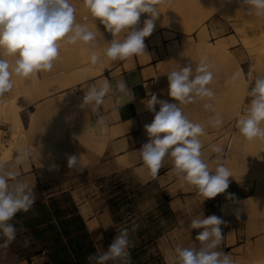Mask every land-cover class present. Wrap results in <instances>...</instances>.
I'll list each match as a JSON object with an SVG mask.
<instances>
[{"label": "crops", "instance_id": "0c3cea01", "mask_svg": "<svg viewBox=\"0 0 264 264\" xmlns=\"http://www.w3.org/2000/svg\"><path fill=\"white\" fill-rule=\"evenodd\" d=\"M71 2L77 8L78 22L88 20L100 36H105L104 26L99 19L95 26L82 0ZM87 55V47L82 51L77 45L62 47L54 70L35 75L37 86L33 77H13V90L0 98L15 97L20 107L31 158L18 171L22 180L34 186L36 197L29 212L14 217L12 223L24 231L18 232L6 255L0 250V264H87L90 254L107 251L125 228L134 241L129 250L131 258L139 257L146 249L167 264V260L175 261L174 248L178 244L200 247L195 241L200 230L190 229L189 225L192 218L202 215L220 217L224 221L221 227L233 232L232 243L223 233L224 248L231 252L240 248L245 240L240 223L223 217L221 204L251 198L241 190L242 183L229 182L226 193L201 203L194 187L173 174L170 160L152 178L139 158L137 151L149 140L144 126L154 119L143 101L155 93L159 100L178 103L168 95L167 77L158 76L155 67L151 74L150 66L139 62V57L105 63L100 74L87 77L89 84L107 79L115 85L123 79L134 94V99L122 107L115 106V98L106 99L99 114L108 123L101 129L95 126L96 115L80 107L84 79L70 83V74L83 66L81 58ZM33 87L40 95L30 99L24 92ZM155 108L159 111L158 104ZM0 130L1 140L9 139L10 124H0ZM18 148L6 164L14 161ZM70 155L80 156L83 171L68 169ZM229 193L233 199H226ZM215 201L219 208L210 210L209 205ZM134 225L138 228L132 233Z\"/></svg>", "mask_w": 264, "mask_h": 264}, {"label": "clouds", "instance_id": "9594fccd", "mask_svg": "<svg viewBox=\"0 0 264 264\" xmlns=\"http://www.w3.org/2000/svg\"><path fill=\"white\" fill-rule=\"evenodd\" d=\"M232 3V0H225ZM249 15L264 16V0H238ZM168 0H82V7L92 18L99 19L105 30L113 37L105 41L106 47L98 51V29L77 20V8L71 0H0V98L14 88L13 77L28 79L40 73L54 70L60 58L62 47L83 44L87 47L91 66L102 63L124 61L145 54V38L149 37ZM141 14H147L143 27L137 28ZM96 26V24H95ZM207 56L200 58L193 66H179L166 72L168 95L178 103H169L157 98L155 93L143 101L148 111L154 113L151 124L144 126L148 142L137 151L148 175L155 178L166 160H170L171 171L178 178L193 186L201 203L226 193L231 169L222 159L223 148L210 145L209 156L205 155L201 137L207 135L201 123L193 122L182 106L203 103L206 111L215 113L208 124L219 129L223 119L214 104L215 91L211 87L217 79V72ZM242 80L249 102L243 112L236 114V128L246 142L264 144V74L253 75L250 70L247 79L241 73H234L225 83L234 84ZM84 89L81 109H89L96 115L95 126L105 128L107 119L100 115L106 99L115 98V106L122 107L134 99L132 88L123 79L113 85L105 79L102 83L81 84ZM159 105V111L155 106ZM211 160L214 168H210ZM31 158V149L21 145L14 161L8 165L0 161V250L6 251L15 241L18 232L12 221L17 213L29 212L35 203L34 186L20 178L18 168ZM70 171L81 172L80 156L67 158ZM226 199H233L227 194ZM240 219V210L236 212ZM224 221L216 216H195L190 229H201L195 237L200 247L177 245L174 248L175 264H236L230 253L218 250L223 240L221 225ZM138 226L134 225V233ZM28 240H25L27 245ZM134 241L129 229L119 231L107 251L90 254L87 264H132L130 249Z\"/></svg>", "mask_w": 264, "mask_h": 264}, {"label": "rangeland", "instance_id": "374dc122", "mask_svg": "<svg viewBox=\"0 0 264 264\" xmlns=\"http://www.w3.org/2000/svg\"><path fill=\"white\" fill-rule=\"evenodd\" d=\"M205 1L168 0L167 5L165 4L162 6L163 10L165 9L167 11L168 9L169 11H167L168 14L161 12L160 15L162 16L158 18L160 22L156 21L158 22V26L155 27V30L149 37L145 38V52H147V60L145 62L150 66L151 74H154L153 67H155L158 76L164 75L166 77V72L179 66L183 67L188 64H193L195 67L203 56H207L209 62L213 64V70L217 72V79L215 83L211 85L216 93L213 102L217 112L223 119L222 126L216 129L208 124L209 117L214 116L215 113L206 111L203 108L204 102L182 106V108L184 113L193 122L201 123L205 127L207 135L201 137L204 144L205 155L209 156L210 145L221 146L223 148V153L221 154L222 159L226 161V165L231 169L233 174V177H229V182L242 183L243 186L241 190L246 191V193L252 196L248 200H245L248 203L246 206L242 205V207L238 209L240 210L239 220L236 218L237 211L228 214L222 213L223 217L229 216L234 219L232 223H240V233H243L242 236L245 238L241 243L243 245L231 252L230 249L224 248V245L222 246L221 244L218 250L230 253L233 260L240 259L241 261L238 264H264V144L259 142H246L236 128V114L238 112L242 113L249 102L242 80H237L231 85L225 83L229 80L228 77H231L237 72H242L243 79H247V74L250 70L253 72L254 76L264 74V39L259 43H256L257 41L254 42L255 40L252 41L254 37L258 38L264 36V16L258 17L247 14L242 9L238 0H232V3H227L225 0H207L206 3H210V5L206 6L207 9L204 11L198 12V19H196L197 12L196 15L194 14L195 16L193 15L194 19H196L194 23H192L194 27H191L192 25L184 26L188 24V22L185 24V22L188 21L187 12H184L187 10L185 7L186 2H188L189 13V10H193L195 4L196 6H200L199 3L202 2V5H205ZM174 4L182 8V11L187 17L184 14H180L181 12L177 14L178 10L176 8L178 7ZM182 4L184 5L181 6ZM173 5L176 6V8L171 7ZM196 6L194 8H196ZM213 8L215 11L212 10ZM170 9H172L171 11L175 9L176 14H173L174 16L182 15L181 17L178 16L180 19L186 17L183 19L184 24H181L179 20L177 22L185 28H190L189 32L188 28H186L187 31L184 30L185 32L178 30L181 26H177L178 28L176 29V24H174L176 23L175 21L174 23H169L170 25L168 24V22L174 20L176 17H173L172 13L174 11L171 13ZM169 13H171V15ZM166 14L168 15L166 19L169 21H164V16ZM83 15L86 16V14ZM146 18H148L147 14H141L140 22L136 26L138 29L143 27V21ZM81 23L89 24L88 20ZM171 24L174 26H172L173 28L170 27ZM89 26L95 30L92 24H89ZM185 28L181 29L183 30ZM100 38H103L107 42L111 41L113 37L106 31L105 36H100L97 33V39ZM104 40L100 41L102 42L100 51L106 47ZM215 43L218 44L216 45ZM254 43H256V45ZM77 46L80 51L86 47L83 44H77ZM259 54H261V57H259ZM88 56L89 55L82 56L81 58L83 66L89 67L86 71L87 77L92 76V73H95L100 68L103 71L105 63L91 66ZM140 57L144 58L146 56L144 54ZM236 66H239L238 68L240 71ZM232 71H234V73ZM70 75L73 76V73ZM71 76L70 81L73 77L76 78L78 76L77 78H81V75ZM82 79L84 78L82 77L80 80ZM39 93L36 87H33L28 93L24 92L25 96L30 99L39 96ZM3 100L6 102L12 101L13 107L19 108L20 110V107L17 106V99H15V97L2 99L0 102ZM4 119L6 120L5 116L0 113V123H4ZM22 133L26 143L25 134L23 131ZM1 144L4 145V142L0 143V152L2 148ZM8 147H11V145H8ZM16 147L17 146L13 147L12 151H14ZM215 155L216 154H211L209 160L210 168H214V164L211 163V160L215 159ZM116 185L117 184H114V186ZM209 208L210 210L219 208L218 202L215 201L213 204H210ZM225 228L226 226L224 228L221 227L222 233H225L227 237L228 231H226L227 229ZM198 230L201 231V229ZM152 232H154V230L150 229V233ZM192 246L196 247L194 243ZM153 255V252H148L145 249V252L139 255V257L131 258V262L132 264H165V261L161 257ZM166 263L175 264V261L167 260ZM116 264H118V262Z\"/></svg>", "mask_w": 264, "mask_h": 264}, {"label": "bare ground", "instance_id": "6f19581e", "mask_svg": "<svg viewBox=\"0 0 264 264\" xmlns=\"http://www.w3.org/2000/svg\"><path fill=\"white\" fill-rule=\"evenodd\" d=\"M171 1V0H170ZM176 1H178V0H176ZM187 1V0H186ZM191 1V0H190ZM201 1V0H200ZM205 1V0H204ZM207 1V0H206ZM206 1H205V3H206ZM193 2V1H192ZM212 3V2H211ZM189 4H191V3H189ZM200 4V6H196V4H195V6H196V8H194L193 7V10L191 9V10H189L190 12L188 13V2H186V5H185V7L187 8V10H185L184 12H187V15H188V21H186L185 22V24L188 22V24L187 25H184V26H190V25H192L191 27H194L193 25L194 24H192V23H194V20H196V19H198L197 17L199 16L198 15V12H201V11H204L205 9H207L206 8V6H208V5H210V3H206L205 5H202L203 3L202 2H200L199 3ZM167 5V4H166ZM172 5V4H171ZM174 5H176L177 6V4H174ZM171 6V7H175L176 8V6ZM184 4H182L181 6H183ZM166 7V6H165ZM178 7V6H177ZM191 8V7H190ZM178 11V13L177 14H179L180 12V14H184V12L182 11V8H180V7H178V8H176ZM181 9V10H180ZM184 9V8H183ZM172 9H170V11H171ZM180 10V11H179ZM212 10H214L215 11V9L213 8ZM166 10L164 9H162V7L160 8V12H164V13H167V11H169L168 9H167V11L165 12ZM174 11V12H173ZM173 11H171V13H172V15L173 14H176L175 12V9L173 10ZM196 12H197V15H196ZM212 12V11H211ZM171 13H169L170 15H171ZM168 14V13H167ZM165 15L164 16V18H165V20L164 21H166V20H168V19H166V17L168 16V15ZM190 14V15H189ZM196 15V19H194V17H193V15ZM170 15H169V17H170ZM182 15H173V17H175V19L174 20H172V21H170V22H168V24L169 23H174V21L176 22V23H174V24H176V26H175V28L177 29L178 27L177 26H181V27H179L178 28V30H181L182 32L185 30V31H187L186 30V28H188V27H183L181 24L183 23V19H185L187 16H186V14H184L186 17L185 18H181L180 19V17L182 16ZM194 15V16H195ZM210 15V14H209ZM160 16H162V15H160ZM178 16H180L179 18H178ZM179 20V22H181V24H179L177 21ZM156 21H158V22H160L159 21V19L158 20H156ZM158 22H156V26H158ZM166 22V23H167ZM161 23H162V19H161ZM161 23H159V24H161ZM178 23V24H177ZM184 24V23H183ZM170 25V24H169ZM173 25L171 24V28H173L172 27ZM196 26V25H195ZM174 28V29H175ZM181 28H185V29H181ZM192 29V28H191ZM207 29V28H206ZM155 30V29H154ZM189 30H190V28H188V32H189ZM184 31V32H185ZM208 33V32H207ZM206 34V33H205ZM208 36V35H207ZM262 39H264V36H262V37H258V38H255L254 37V39L252 40V41H254V42H256V43H259V42H261L262 41ZM201 40V39H200ZM249 40V39H248ZM196 42V41H195ZM218 42V41H217ZM244 42V41H243ZM256 43H254L255 45H256ZM216 44V43H215ZM218 44V43H217ZM216 44V45H217ZM225 44V43H224ZM223 44V45H224ZM246 44V43H245ZM255 45H253V46H255ZM222 46V45H221ZM243 46H245V45H243ZM251 48V47H250ZM175 49V48H174ZM226 51V50H225ZM261 54H259V57H261L260 56ZM145 56L146 57H140L139 56V61L142 63V62H144V61H146L147 60V52H145ZM258 56V55H257ZM150 57V56H149ZM148 57V58H149ZM256 57V56H255ZM224 58V57H223ZM225 59V58H224ZM254 59V58H253ZM256 59V58H255ZM150 60V59H149ZM234 62V61H233ZM258 64V63H257ZM237 67V66H236ZM235 67V68H236ZM239 67V66H238ZM237 67V68H238ZM88 68L89 67H86V66H83V67H81V68H79L78 70H75L74 72H72L73 73V76H75V75H81V78L83 77V78H85V77H87V75H86V71L88 70ZM233 69V68H232ZM231 69V70H232ZM239 69V68H238ZM236 71H237V69H236ZM239 71H240V69H239ZM102 72V69L100 68V69H98L95 73H92V76H95V75H98V74H100ZM233 73H234V71H232ZM259 72V71H258ZM71 73V74H72ZM230 74H231V72H230ZM229 74V75H230ZM228 75V74H227ZM226 75V76H227ZM241 75H242V72H241ZM73 76H71V77H73ZM38 77V76H37ZM78 77V76H77ZM72 78V80L70 81V83L72 84V83H75V82H77V81H79L80 79L79 78ZM228 78H230V77H228ZM227 78V79H228ZM33 82H34V86H37L38 85V80H37V78H36V76H33ZM80 83V82H79ZM245 90V89H244ZM234 93V92H233ZM245 93V92H244ZM241 104V103H240ZM238 112V111H237ZM0 113L2 114V115H4L5 116V118H6V120L4 121V123H8V124H10V126H11V128H12V131H11V133H10V136H9V139H7V140H5V141H2L1 140V138H0V143H2V142H4V145H2V148H1V152H0V161H2V162H7V160L9 161V159L11 158V156H12V153H13V151H12V149H13V147H15V146H17V147H20L22 144L23 145H26L25 144V142H24V138H23V133H22V131H23V126H22V122H21V120H20V115H19V108H14L13 107V105H12V101H5V100H3L2 102H0ZM237 117V116H236ZM31 119H33V117L31 118ZM2 122V121H1ZM3 123V122H2ZM2 123H0L1 125H2ZM1 131V130H0ZM99 140H102V139H100L99 138ZM101 142V141H100ZM103 142V141H102ZM8 145H11V147H8ZM11 162V161H10ZM8 164V163H7ZM43 173V172H42ZM32 174V173H31ZM40 174V173H39ZM25 175H27V174H25ZM41 176V175H40ZM44 176V175H43ZM41 178V177H40ZM23 179V178H22ZM42 179V178H41ZM35 180V179H34ZM26 181V180H25ZM27 182V181H26ZM29 182V181H28ZM36 182V181H35ZM248 203L246 202V201H232V202H229V203H223V204H221V212L223 213V214H228V213H232V212H235V211H237L238 209H240V207H242V205L243 206H246ZM241 205V206H240ZM232 231H228L227 232V242L228 243H232L233 242V236H232ZM235 262H236V264H238L241 260L240 259H236V260H234Z\"/></svg>", "mask_w": 264, "mask_h": 264}, {"label": "trees", "instance_id": "16d2710c", "mask_svg": "<svg viewBox=\"0 0 264 264\" xmlns=\"http://www.w3.org/2000/svg\"><path fill=\"white\" fill-rule=\"evenodd\" d=\"M86 263H87V261H86Z\"/></svg>", "mask_w": 264, "mask_h": 264}]
</instances>
